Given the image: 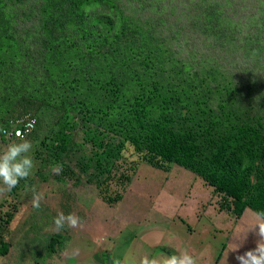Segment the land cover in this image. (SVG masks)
I'll return each mask as SVG.
<instances>
[{
    "label": "trees",
    "instance_id": "16d2710c",
    "mask_svg": "<svg viewBox=\"0 0 264 264\" xmlns=\"http://www.w3.org/2000/svg\"><path fill=\"white\" fill-rule=\"evenodd\" d=\"M153 1L157 25L139 17ZM168 5L183 7L171 25L200 40L191 58L155 33ZM247 9L256 17L243 23L235 15ZM33 110L60 125L49 168L78 116L102 175L128 141L155 165L204 178L239 212L264 213V0H0V130ZM47 239L50 250L66 243Z\"/></svg>",
    "mask_w": 264,
    "mask_h": 264
},
{
    "label": "rangeland",
    "instance_id": "374dc122",
    "mask_svg": "<svg viewBox=\"0 0 264 264\" xmlns=\"http://www.w3.org/2000/svg\"><path fill=\"white\" fill-rule=\"evenodd\" d=\"M158 3L139 4V17L155 20L157 25ZM172 7H166V21L155 33L181 43L183 57L191 58L200 40L195 33L182 34L175 21L171 25V18L183 8ZM247 10L248 14L245 10L236 18L243 23L255 20ZM5 15L10 18L9 13ZM177 30L182 38H170ZM222 60L228 64L227 58ZM28 115L39 122L28 138L34 145L35 169L11 191L0 193V264H103L107 254L113 264H140L144 256L172 255L174 249L187 250L197 264H237L232 247L241 244L238 251L242 254L256 246V236L250 231L257 216L253 210L239 212L232 197L216 192L204 178L178 165H155L128 141L117 140V144L124 141L123 150L111 173L102 175L95 158L98 143L86 138V127L77 123L78 116L65 126L68 142L57 162L62 170L54 174L46 163L47 148L60 125L50 112L42 116L33 110ZM15 139L0 131V149ZM32 186L43 193L39 209L31 203ZM60 211L75 213L82 226L59 231L66 243L54 251L48 248L47 237L57 232L53 218ZM75 249L79 254L71 258Z\"/></svg>",
    "mask_w": 264,
    "mask_h": 264
},
{
    "label": "clouds",
    "instance_id": "9594fccd",
    "mask_svg": "<svg viewBox=\"0 0 264 264\" xmlns=\"http://www.w3.org/2000/svg\"><path fill=\"white\" fill-rule=\"evenodd\" d=\"M31 117L35 118L37 122L33 131L28 133L25 137L20 131L16 130L23 129L24 124ZM38 123L37 117L28 115L24 119L12 122V126L10 128L0 130L5 137L12 136L16 138L0 149V193L4 191H11L21 180H27L33 174L35 169V160L32 155L34 145L28 138L35 132ZM61 170L62 165L60 164L52 166L54 174H59ZM25 188L27 189L28 186L25 185ZM31 192L32 206L35 209H39L41 200L43 199V193L38 192L35 186L31 187ZM53 225L54 230L57 232L63 230L65 227L74 229L82 226L80 218L75 213L65 214L63 211L58 212L53 218ZM250 231L254 232L256 236V246L240 254L238 250L241 247V244H237L232 247L230 252L237 253L235 256L237 264H264V213L257 214ZM247 234L242 240L247 238ZM174 250L175 254L172 255H164L161 257L144 256L141 259L140 264H197L196 258H194V256L187 250ZM78 254L79 249H75L71 258H74ZM97 257L100 258L98 255ZM108 259L112 261V258L107 254L104 260H100L103 264H106ZM113 263L114 262L112 261V264Z\"/></svg>",
    "mask_w": 264,
    "mask_h": 264
},
{
    "label": "built area",
    "instance_id": "2783aa9c",
    "mask_svg": "<svg viewBox=\"0 0 264 264\" xmlns=\"http://www.w3.org/2000/svg\"><path fill=\"white\" fill-rule=\"evenodd\" d=\"M36 122L37 120L31 117L26 121L23 129H17L16 131H20L26 137L35 128Z\"/></svg>",
    "mask_w": 264,
    "mask_h": 264
},
{
    "label": "water",
    "instance_id": "95a60500",
    "mask_svg": "<svg viewBox=\"0 0 264 264\" xmlns=\"http://www.w3.org/2000/svg\"><path fill=\"white\" fill-rule=\"evenodd\" d=\"M106 264H112V261L108 259V262Z\"/></svg>",
    "mask_w": 264,
    "mask_h": 264
}]
</instances>
